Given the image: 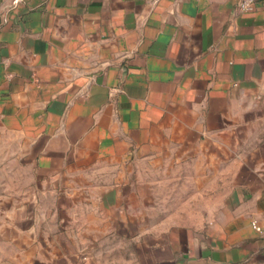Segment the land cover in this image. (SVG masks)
<instances>
[{"label": "crops", "instance_id": "1", "mask_svg": "<svg viewBox=\"0 0 264 264\" xmlns=\"http://www.w3.org/2000/svg\"><path fill=\"white\" fill-rule=\"evenodd\" d=\"M239 1L0 0V264H264Z\"/></svg>", "mask_w": 264, "mask_h": 264}, {"label": "built area", "instance_id": "2", "mask_svg": "<svg viewBox=\"0 0 264 264\" xmlns=\"http://www.w3.org/2000/svg\"><path fill=\"white\" fill-rule=\"evenodd\" d=\"M261 0H240L238 3V10L241 12H251L254 9V6ZM252 228L260 232V228L257 227L256 223L252 224Z\"/></svg>", "mask_w": 264, "mask_h": 264}]
</instances>
